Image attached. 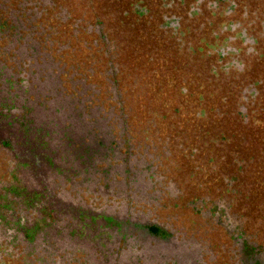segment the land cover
Returning a JSON list of instances; mask_svg holds the SVG:
<instances>
[{
  "label": "trees",
  "instance_id": "trees-1",
  "mask_svg": "<svg viewBox=\"0 0 264 264\" xmlns=\"http://www.w3.org/2000/svg\"><path fill=\"white\" fill-rule=\"evenodd\" d=\"M103 1L0 0V264H202L134 161L140 122Z\"/></svg>",
  "mask_w": 264,
  "mask_h": 264
},
{
  "label": "rangeland",
  "instance_id": "rangeland-1",
  "mask_svg": "<svg viewBox=\"0 0 264 264\" xmlns=\"http://www.w3.org/2000/svg\"><path fill=\"white\" fill-rule=\"evenodd\" d=\"M76 1L78 4L86 2ZM105 1L109 4L104 3ZM105 1L99 5L98 15L103 27L109 31L113 40L118 42L127 66H135L140 75V84L143 87L141 103L154 104L157 101H166L167 92L160 88L162 80L159 74L166 66L172 68L171 62L173 72H179L183 78L175 79L182 88L173 91L174 102L172 100L166 102L168 103L166 111L173 114L175 121L168 123L147 121L144 118L146 114L142 113V121L138 123L139 127L135 130L132 141L136 145L138 160H145L147 164L153 161V171L160 184L159 197L163 202L162 210H158L161 223L174 230L179 238L189 240L203 250L202 264H236L239 256L237 246L229 234V221L237 212L238 222L244 227L247 238L253 234L249 226L254 225L257 228L262 225L260 217L264 213V155L250 153L248 150L254 147L252 144L248 146L244 144L243 149L234 154L237 139H233L228 133L232 122L230 115L222 120L221 134L214 132L215 124L208 120L205 123L207 130L203 132L202 123L192 118L191 110L195 109V106L191 101L194 86L197 84L203 85L206 99L215 101L230 97L228 89L219 90L220 86H216L217 71L211 72L213 66L194 67L193 64L190 65V59L189 66H186L188 68L184 67L182 70L186 61L184 56H190L194 52V56L197 57L202 53L191 44L194 42L198 26L208 19L197 15L196 11L189 8V6L195 8L197 0H187L189 5L185 0H141L143 3L149 2L148 5L139 2L140 0H120L121 3L119 0ZM228 1L205 0L201 9L214 13L217 6L227 5ZM162 3H165L164 7ZM80 7L84 10L86 8ZM124 9L126 10L124 15L128 16L123 15ZM76 12L77 9L73 7L70 15L73 16ZM166 13L180 15L185 25L177 30V38H170L168 41L163 40L160 34L161 29L167 27ZM82 15L78 13L79 17ZM131 16L137 18L134 20ZM122 19H129L130 24L134 22L136 24L135 27L125 28L124 35H119ZM150 19L156 20L157 25L156 22L151 25ZM219 24L225 26L224 22L219 21ZM84 25L85 22L79 25L82 28L81 37L88 40V36L84 35L86 31ZM89 39L92 41V36ZM121 73L125 101L135 105L134 86L135 81L139 80L137 73L128 67L121 68ZM154 84L158 85V90L153 89ZM184 88H188L185 94L181 93ZM198 90L202 91V88L199 86ZM187 98L190 99V117L189 113L185 112ZM200 98L203 99L202 94ZM202 99L200 100L203 101ZM213 109L214 106H211V110ZM181 110L184 112L181 113ZM197 115L201 119L210 118L204 107H199ZM217 147L219 148L216 149ZM203 149H206V152ZM215 152L220 153L214 154ZM239 161L244 163L242 168ZM219 190L221 194H218ZM238 230L236 227L235 231ZM253 235L256 242L257 235Z\"/></svg>",
  "mask_w": 264,
  "mask_h": 264
},
{
  "label": "flooded vegetation",
  "instance_id": "flooded-vegetation-1",
  "mask_svg": "<svg viewBox=\"0 0 264 264\" xmlns=\"http://www.w3.org/2000/svg\"><path fill=\"white\" fill-rule=\"evenodd\" d=\"M204 2L205 0H197L195 8L189 6L191 10L198 13L197 15H201L204 18L207 17L208 19L207 22L204 21V23L198 26L194 34V42L191 44L194 46V49L202 53L198 54L197 57L194 56V52L190 56H184L186 57V61L182 66V70L184 67L189 66L188 62L190 59V65L193 64L194 67L200 66L205 68L209 65L213 66L212 73L217 71L215 72L216 86H220L219 90L228 89L230 97L215 101L206 99L203 85L197 84L194 86V94L191 101V104L195 106V109L191 110L192 118L202 123L201 130L203 132L207 130L205 123L208 120L215 124L214 132L221 134L222 120L224 117L230 115L232 122L228 133L233 139H237V147L234 154H238V151L243 149L244 144L246 146L252 144L254 147L248 150L250 153L254 152L264 155V0H229L227 5L217 6L214 13L201 9ZM185 3L189 5L187 0H185ZM143 4L148 5L149 2L146 3L145 1ZM165 21L168 22L167 27L164 28L165 30L161 29L162 33H160L163 40L168 41L170 38H177V30L185 26L181 16L166 13ZM219 21L224 22L225 26L222 27ZM150 22L152 25L156 20L150 19ZM135 24L136 22L130 24L129 19H122L120 23L122 28L119 30V35H124L126 33L125 28L135 27ZM93 29H90L91 33H94ZM95 29L100 30L99 28ZM104 31L106 36H108L109 31H106L105 28ZM199 47L201 48L199 49ZM121 56L122 50L120 51ZM148 61L151 62L150 59ZM123 63L125 64V68H133L134 73L136 71L139 79L135 81L134 86L137 120L141 122L142 113H145L144 118L147 121L174 122L173 114H168L166 111L168 107V103L166 102L169 100L174 102L172 99L173 91L182 88V85L175 81V79L179 77L180 79L183 78L179 72H173V62H171L172 68L166 66L163 72L159 74L160 80H162L160 88L161 90H166L168 98L165 99V102L157 101L154 104L140 102L141 90L143 89L140 84V75L135 66H127L125 61ZM155 77L157 78V75ZM226 82L227 84H225ZM121 86L123 88L122 84ZM199 86L202 88V91L198 90ZM153 89L158 90V85L154 84ZM187 92L188 88H184L181 91L183 94ZM201 94L203 95V99H200L203 101L199 99ZM156 95L157 92L154 93V96ZM123 98L125 101L126 98L124 96ZM185 103H187V110L185 112L189 113L188 117H190V99H185ZM211 106H214L213 110H211ZM199 107H204L210 118L201 119L197 115ZM182 112L184 110H181ZM212 112L214 115L211 116ZM154 116H157V118H154ZM203 150L206 152V149ZM219 153L215 152L214 154ZM134 161L136 163L142 162V160H138L136 153L134 154ZM152 162L150 164L153 168ZM243 164L239 161L240 168H242ZM218 194H221L220 190ZM238 216V213L235 212L229 221V234L232 242L237 246L239 256L236 264H264V213L260 217L262 221L261 226L257 228L254 225L249 226L252 233L257 235L256 242L254 241V237H252L254 236L253 234L249 238L246 237L247 233L244 227L239 224ZM153 225L156 226L157 230L159 229L156 223ZM233 225H237L236 227L239 230L235 231L236 227ZM161 229L164 231L163 233H166L165 228Z\"/></svg>",
  "mask_w": 264,
  "mask_h": 264
},
{
  "label": "water",
  "instance_id": "water-1",
  "mask_svg": "<svg viewBox=\"0 0 264 264\" xmlns=\"http://www.w3.org/2000/svg\"><path fill=\"white\" fill-rule=\"evenodd\" d=\"M157 230V228H151L152 232H155Z\"/></svg>",
  "mask_w": 264,
  "mask_h": 264
}]
</instances>
